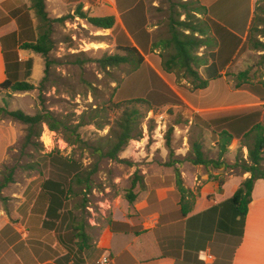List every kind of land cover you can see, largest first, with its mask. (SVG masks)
Here are the masks:
<instances>
[{
  "label": "rangeland",
  "instance_id": "rangeland-1",
  "mask_svg": "<svg viewBox=\"0 0 264 264\" xmlns=\"http://www.w3.org/2000/svg\"><path fill=\"white\" fill-rule=\"evenodd\" d=\"M143 1L147 7V26L152 30L153 42L169 37V24L172 20L185 18L184 10L178 4L186 0ZM187 1L191 2V7L196 4V0ZM216 1L210 0L203 4L206 12L208 7L213 6L210 11L215 10L219 14L220 22L226 27L231 26L230 17H233L236 20L235 28L238 33H242L251 11L250 0H223L214 4ZM256 3L258 8L255 14L259 18L255 25L259 31L254 32V38L264 42V0H255L254 4ZM77 8H81L88 15L98 16L104 12L87 10L83 3L65 9L62 15L72 14V17L53 24L54 46L47 56L50 63L48 68L46 69V59L36 54V65L32 67L30 76L24 77L34 85V89L3 91L0 94L1 107L22 110L30 115L49 110L65 124L62 131L67 132L66 127L75 128L79 134L78 140H74V135L69 140L63 132L52 131L43 124L39 138L24 146L26 125L0 114V120L12 124L18 134L17 142L9 147L0 166V182L8 174V170L12 169V181L0 189V221L4 214L21 221L22 227L29 230L31 237H41L44 240L45 243L35 247L40 257L58 258L60 264L67 263L69 259H82L84 253L91 248L89 246L83 251L78 249L79 239L74 237L76 230L73 227L78 222L83 225L89 244L92 243L95 231L107 227V221L113 220L112 211L117 210V207L126 220L141 223L140 214L145 208L143 176L174 173L177 165L169 166L166 162H189L193 141L202 144V151L207 159L231 165L236 157L246 158L247 149L241 148L238 139H233L227 152L221 155L220 148L214 141L216 135L210 128L195 125L194 115L205 110L235 107V99L241 92L237 91L236 86L241 82L237 77L239 72L247 70V78L251 82L264 78V53L251 49V45L245 40L238 65L225 73L227 86L224 81H218L221 79L213 83V92L219 93L222 83L227 87L225 94L220 95L222 99L216 101L222 108H213L215 106L208 103L209 95L205 90L195 89L190 79L183 77L182 73L166 76L159 71L160 58L156 56L162 54L160 47L151 49L142 56L143 62L155 61L156 69L164 79L146 64L140 65L135 71H132L131 63L103 68L98 62L99 59L107 55L124 54L120 47L130 41L125 39L123 31L119 29L120 24L116 21V27L114 24L110 29H99L74 13ZM200 22L207 23L205 36L211 39L207 46L210 49L215 40L210 35L206 14H201ZM39 25L37 19V26ZM198 71L202 74L203 69L200 67ZM134 98L147 99L151 102L150 106L143 102L127 101ZM117 103H120L119 107H115ZM132 106L138 109L137 130L123 150L118 152V158L110 159L103 153L115 141L118 131L116 120L125 108ZM218 116L222 119L221 115ZM169 127L173 128V155H169L165 144V134ZM219 127L216 124L213 126L215 130ZM52 156L73 160L81 168L78 173L70 175L64 181L65 189L68 190L65 206L61 211L62 220L57 221L54 231H49L41 227L47 203L42 183L47 178L57 179L60 174ZM198 168L205 172L203 165H198ZM210 168L213 172L218 170ZM229 169H234V173L242 172L237 166ZM229 169L226 171L229 172ZM133 181L135 185L132 192L136 197L132 203H128L124 197ZM194 190L197 191V188L194 187ZM101 194L102 198H108L112 202V209L104 218L97 219V226H91L87 221L86 205L89 201L95 205L96 200L101 199ZM20 255L26 260L31 257L28 250L20 252Z\"/></svg>",
  "mask_w": 264,
  "mask_h": 264
},
{
  "label": "crops",
  "instance_id": "crops-1",
  "mask_svg": "<svg viewBox=\"0 0 264 264\" xmlns=\"http://www.w3.org/2000/svg\"><path fill=\"white\" fill-rule=\"evenodd\" d=\"M200 1L206 4L210 0ZM218 1L220 3L223 0H217L214 4ZM137 2L138 0H45L48 16L51 18L60 17L68 7L83 3L87 10L92 12H106L98 16L113 15L116 23L120 24L119 29L123 31L125 39L135 47L142 48L141 46L145 45L146 48H153L152 30L146 25L150 33L149 41L140 40L137 43L127 26V18H123V14L129 12ZM254 3L255 0H250L251 11L242 33H238L235 28L236 20L233 17H230L231 26L226 27L220 22L219 14L215 10L210 11L213 6L207 8L206 18L209 21L210 35L215 41L210 49L202 46L198 54L206 59V64L201 67L203 71L211 69L212 74L217 73L220 76L211 80L205 91L209 95L208 103L215 106L213 108L223 107L216 101L222 99L220 95L226 92L225 73L238 65L241 60V50L250 25ZM145 12L148 16L147 7ZM116 25L118 24H115V27ZM137 31L135 30L136 34ZM37 34V19L29 0H0V83L7 78L12 80L24 78L28 76L29 70L31 74L32 67L36 65L37 53L22 49L21 44L35 41ZM27 60L32 61L31 69L26 63ZM144 64L164 79L157 71L154 60H147L141 65ZM216 80L224 81L219 93L212 90ZM237 91L241 92L235 99V107L264 106V100L251 92L243 89ZM17 140L18 134L12 124L1 119L0 166L6 158L9 147H12ZM262 164L264 166V161ZM175 165L184 188L195 196L187 215L182 216L180 212V192L175 185V172L144 175L142 180L145 208L140 214L141 223L126 220L118 207L117 210L112 211L114 221L139 226L138 233L111 231L112 227L95 231L91 248L83 255L85 264H99L103 251L109 253L108 264H264V179H257L254 182L242 236L238 240L235 231L228 233L222 228L225 221L220 211L213 219L214 226L211 231L209 224L208 227L206 225V219L195 220L190 217L229 198L250 173H234V169L219 168L213 172L218 180H213L208 178L206 171H199L198 165L190 161L176 162ZM227 169L229 172L226 171ZM186 198H191V195L187 193ZM44 220H47L45 215L41 227L54 231L57 223L54 229H49L45 227ZM0 222V264H60L58 258L40 257L35 247L45 243L44 240L41 237H31L29 230L23 228L22 222L17 221L14 216L8 217L4 214ZM5 226L7 228L3 230ZM24 250L30 252V259L26 260L20 255ZM201 253L206 257L202 258ZM71 263L72 260H69L65 264Z\"/></svg>",
  "mask_w": 264,
  "mask_h": 264
},
{
  "label": "trees",
  "instance_id": "trees-1",
  "mask_svg": "<svg viewBox=\"0 0 264 264\" xmlns=\"http://www.w3.org/2000/svg\"><path fill=\"white\" fill-rule=\"evenodd\" d=\"M29 1L30 7L34 10L40 25L38 26V34L35 41L23 42L21 48L42 55L46 59L45 63L47 69L50 64L47 56L54 46L52 38L53 24L64 22L67 18L72 17V14L51 18L48 16L45 0ZM257 1L258 0H256V2ZM189 4H191V2L187 0L179 2L178 6L183 8L185 18L183 20L176 19L170 22L168 38L161 39L158 42H152L153 48H146L145 45L141 46L142 48H137L129 42V44L120 47L122 51H124V54H112L100 58L98 61L100 66L107 68L115 67L122 63H131L133 65L132 71H135L143 62V53H147L149 50L155 49V47H160L162 54L156 56L160 58V61L156 59L159 62V71L166 76L172 73H182L183 77L190 79V83L195 89L206 91L209 82L220 76L217 73L212 74L211 69H204L202 74L198 71L200 67L206 64V59L203 55L201 56L198 54V50L202 46L207 47L211 39L205 36L208 30L207 23L200 22L201 14H206V8L199 0H196V4L192 7L189 6ZM145 7L144 1L138 0L129 12L123 14V18H127L128 20L127 26L137 43L140 42V40L149 41L150 33L145 27L147 25ZM257 8L258 5L256 3V5L254 4L245 41H248L251 45V49L261 50L264 53V42L256 37L254 38V32L257 33V31H259V28L255 25L256 20L259 18V16L255 14ZM74 13L81 19L86 20L90 25L99 29H110L115 24V17L113 15H88L87 12H84L81 8H77ZM190 18H193V20L191 21ZM139 27H141L140 31ZM135 30H138L137 34ZM262 35L264 36V30ZM26 63L31 69L32 61L27 60ZM208 67H210V65ZM27 75H30V70L27 72ZM237 77L241 80V82L236 85L237 89L247 90L261 100H264V78L257 82H251L247 78V70L239 72ZM32 89H34V85L24 78L15 80L7 78L0 83V94L3 91L18 92ZM127 101L134 103L143 102L147 103L149 106L151 103L144 98H134ZM119 105L120 103H117L115 107H119ZM0 114L26 125V133L23 138L24 146L32 144L34 139L39 138L43 124L52 131L63 132L69 140L70 138L72 139L73 135L74 140L79 139V134L76 133L75 128L66 127L68 131H62V127L65 124L62 120L56 118L49 110H41L30 115L24 113L22 110H8L0 106ZM218 115H221L222 119ZM209 116L213 117V119H210ZM214 116L217 117L214 118ZM138 117V109L134 106L131 108L127 107L122 111L121 116L116 120L118 131L116 132L115 141L103 155L110 159L116 160L118 158V152L123 150L128 141L134 137L133 133L137 130L136 125ZM194 124L211 129L212 133L216 135L214 141L216 145L219 146L221 155L227 152L228 146L233 139H238L241 148L245 147L247 149L246 158H243V156L239 158L236 157L235 161L229 165L223 161L205 158L202 151V144L198 141H193L191 144L192 155L188 158V160L195 165H203L208 178L213 180H218V178L210 167L214 169H226L237 166L240 167L242 172L250 173V176L241 182L240 186L229 198L190 217L191 219L195 218V220H199L200 218L206 219V225L208 227L209 224L211 231L214 226L213 219L216 217L217 212L220 211L222 219L225 221L222 228L228 233L232 230L235 231L238 237L237 239L239 240L242 236L254 182L257 179H264V166L262 164L264 161V106L253 105L244 108L231 107L216 111L208 110L198 112L194 115ZM214 124L220 126L218 130L213 128ZM172 134L173 128L169 127L165 134V144L169 149V155L174 154L171 147ZM52 157L53 161L57 164V170L60 174L57 179L47 178L42 183V190L47 197L44 210V215L47 220H44L43 223L45 227L49 229H54L57 221L62 220L61 211L65 206L66 192L68 190L65 189L64 181H66L70 175L78 173L81 168L80 164L73 160L58 156ZM176 162L178 163L180 160L166 162V165L173 166ZM11 181L12 169H9L8 174L4 177L2 182H0V189ZM134 185L135 182L133 181L131 188L126 191L124 198L128 203H132L135 200L136 195L132 192ZM175 185L180 192L179 205L181 215L186 216L191 209L190 203L195 196L184 188L177 168L175 169ZM187 193L191 195V198H186ZM80 225L81 222H78L77 225H73L74 230H76L74 237L79 239L78 249L83 251L85 248L91 247V244L88 243V236L84 232L83 225ZM107 227H112V229H110L111 231H125L135 234L138 233L139 229V226H133L127 222H118L114 220H108ZM69 260H72L71 264H85L84 258Z\"/></svg>",
  "mask_w": 264,
  "mask_h": 264
},
{
  "label": "built area",
  "instance_id": "built-area-1",
  "mask_svg": "<svg viewBox=\"0 0 264 264\" xmlns=\"http://www.w3.org/2000/svg\"><path fill=\"white\" fill-rule=\"evenodd\" d=\"M96 200V206L91 204V202H88V205H86V209L88 211V223L91 226H97L99 223H97V219L99 217L104 218L109 210L112 209V202L108 198H102ZM201 257L205 258L206 255L204 253H201ZM110 259L109 253L107 251H103L102 255L99 258V264H108Z\"/></svg>",
  "mask_w": 264,
  "mask_h": 264
},
{
  "label": "bare ground",
  "instance_id": "bare-ground-1",
  "mask_svg": "<svg viewBox=\"0 0 264 264\" xmlns=\"http://www.w3.org/2000/svg\"><path fill=\"white\" fill-rule=\"evenodd\" d=\"M45 138H46V140H48V141H49V138H48L47 136H45Z\"/></svg>",
  "mask_w": 264,
  "mask_h": 264
}]
</instances>
